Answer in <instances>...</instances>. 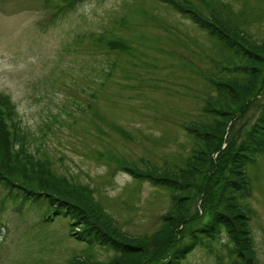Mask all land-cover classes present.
I'll use <instances>...</instances> for the list:
<instances>
[{"label": "rangeland", "instance_id": "1", "mask_svg": "<svg viewBox=\"0 0 264 264\" xmlns=\"http://www.w3.org/2000/svg\"><path fill=\"white\" fill-rule=\"evenodd\" d=\"M67 1L0 0V101L7 97L16 113L11 151L23 148L122 231L151 237L171 194L122 166H184L193 146L185 125L204 118L202 107L214 94L200 73H218L215 61L227 56L180 9L216 14L260 41L264 0H77L60 7ZM246 171L249 195L239 205L264 264V150ZM4 197L0 187V264L107 263L119 255L74 238L68 217L46 220L32 205L2 206ZM160 246L170 247L165 238ZM231 247L222 234L182 264H235ZM144 257L166 261L160 250Z\"/></svg>", "mask_w": 264, "mask_h": 264}, {"label": "trees", "instance_id": "2", "mask_svg": "<svg viewBox=\"0 0 264 264\" xmlns=\"http://www.w3.org/2000/svg\"><path fill=\"white\" fill-rule=\"evenodd\" d=\"M181 9L227 56L215 61L218 73H200L214 94L202 107L204 118L185 125L193 146L184 166L174 170L169 165H124L134 179L148 180L171 194L163 225L151 237L122 231L82 191L66 187L65 179L59 182L43 164L38 167L26 158L23 148L11 151L16 113L7 97L0 101V187L6 191L2 206L17 205L21 210L32 205L44 210L46 220H53L54 214V219L68 217L74 238L119 253L104 264H182L190 252L210 246L222 234L232 244L231 256L237 255L235 264H258L250 219L239 201L249 195L247 166L264 150V38L255 40L216 14L212 19L192 8ZM6 116L13 133L8 131ZM238 124L242 126L233 132ZM161 238L168 240L169 248H161ZM155 250L165 253L166 261L144 257ZM72 264L102 263L76 259Z\"/></svg>", "mask_w": 264, "mask_h": 264}]
</instances>
